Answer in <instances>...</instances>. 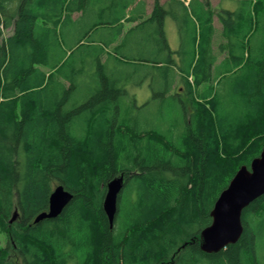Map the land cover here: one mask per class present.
<instances>
[{
    "label": "trees",
    "instance_id": "1",
    "mask_svg": "<svg viewBox=\"0 0 264 264\" xmlns=\"http://www.w3.org/2000/svg\"><path fill=\"white\" fill-rule=\"evenodd\" d=\"M132 1L0 0V264H264V194L237 242L200 245L221 191L264 146V0H155L123 33ZM141 72L155 92L140 106L128 86ZM120 175L111 227L103 203ZM54 182L74 196L36 223Z\"/></svg>",
    "mask_w": 264,
    "mask_h": 264
},
{
    "label": "water",
    "instance_id": "2",
    "mask_svg": "<svg viewBox=\"0 0 264 264\" xmlns=\"http://www.w3.org/2000/svg\"><path fill=\"white\" fill-rule=\"evenodd\" d=\"M125 184V176L120 175L107 185L103 207L114 226L118 211V200ZM264 194V146L250 166H241L230 180L228 186L218 196L211 211L212 223L201 231L200 245L207 253H214L239 240L244 225L243 210L256 198ZM74 194L59 184L51 192L49 208L40 212L34 219L36 223L56 218L73 198ZM16 215L12 219H15Z\"/></svg>",
    "mask_w": 264,
    "mask_h": 264
},
{
    "label": "rangeland",
    "instance_id": "3",
    "mask_svg": "<svg viewBox=\"0 0 264 264\" xmlns=\"http://www.w3.org/2000/svg\"><path fill=\"white\" fill-rule=\"evenodd\" d=\"M212 7L215 8L216 10H218L219 8L222 9H233V8H238V6L240 5V1L239 0H210ZM216 23H217V31H221V23L219 22L218 18L216 17L215 19ZM13 32V29H4V33H3V37H7L9 35H11ZM135 34H130L129 39H131V41L134 39ZM170 41L172 43H174V45H178V37L174 36L173 34H171V32H168V36H167ZM178 41H177V40ZM124 73L126 70V67H122ZM147 74H144L143 72H141L140 74L136 75L134 77V80H129V95H133L134 97H136L138 105H142L144 104L145 101L150 100L153 95H154V86L147 84ZM161 106L157 105L156 103H153L152 108L150 109L151 112L157 113L161 110ZM181 121V118H180ZM181 123V122H180ZM178 131L181 132L182 129L180 127H178ZM59 185L58 183L54 182L52 191L55 189V187ZM16 203V202H15ZM16 205V204H15ZM48 209V208H47ZM13 216L16 215L15 219L19 218V213L17 208L14 210L13 212ZM7 243H6V235L5 233H3L0 229V247H6Z\"/></svg>",
    "mask_w": 264,
    "mask_h": 264
},
{
    "label": "crops",
    "instance_id": "4",
    "mask_svg": "<svg viewBox=\"0 0 264 264\" xmlns=\"http://www.w3.org/2000/svg\"><path fill=\"white\" fill-rule=\"evenodd\" d=\"M190 1L191 0H185L187 5L189 4ZM239 1L241 2V0H239ZM160 2L164 6H168L170 3V0H160ZM154 5H155V0H133L131 5L129 6V8L126 10V18L133 17L137 21H131V22L124 21L125 25H124L123 33H125L128 29L136 26L138 24L139 20L149 17L153 11ZM219 9H221V8H219ZM234 9H236V8H233L231 10H234ZM215 26H217L216 21H215ZM221 29H222V26H221ZM164 31H165V34L167 36H168V32H171V34L178 37L179 42H178L177 46L174 45V43H172L170 41V39L167 37L168 42L171 46V49L172 50L178 49L180 46L181 40H180V24L177 22V20L172 18V17H166L165 21H164ZM216 51H219L218 47H216ZM146 83L151 85V79L149 76H147ZM129 86H128V88H129Z\"/></svg>",
    "mask_w": 264,
    "mask_h": 264
},
{
    "label": "bare ground",
    "instance_id": "5",
    "mask_svg": "<svg viewBox=\"0 0 264 264\" xmlns=\"http://www.w3.org/2000/svg\"><path fill=\"white\" fill-rule=\"evenodd\" d=\"M195 23V22H194ZM195 25V24H194ZM148 26V25H147ZM188 26V25H187ZM151 27V26H150ZM193 27V26H192ZM196 27V26H195ZM153 28V27H152ZM184 28V27H183ZM194 28V27H193ZM193 28H191L192 30H193ZM145 29V28H144ZM188 29V28H187ZM190 29V28H189ZM196 30V29H195ZM191 31V30H190ZM194 31V30H193ZM189 32V31H188ZM187 32V33H188ZM191 34V33H190ZM193 34V33H192ZM117 59H118V57H117ZM145 66V65H144ZM49 208V207H48ZM45 211V210H44ZM35 222V221H34Z\"/></svg>",
    "mask_w": 264,
    "mask_h": 264
}]
</instances>
